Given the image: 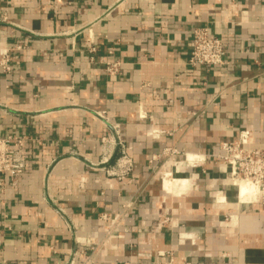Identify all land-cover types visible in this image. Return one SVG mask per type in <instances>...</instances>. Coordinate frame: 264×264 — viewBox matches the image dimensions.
<instances>
[{
    "label": "crops",
    "instance_id": "crops-1",
    "mask_svg": "<svg viewBox=\"0 0 264 264\" xmlns=\"http://www.w3.org/2000/svg\"><path fill=\"white\" fill-rule=\"evenodd\" d=\"M195 27L223 40L225 66L188 63ZM18 46L0 137L27 138V166L0 190V264L74 249L99 250L92 264H264V203L240 204L209 156L241 131L264 144V0H0V49ZM188 154L201 160L175 165ZM105 214L116 238L101 246Z\"/></svg>",
    "mask_w": 264,
    "mask_h": 264
},
{
    "label": "built area",
    "instance_id": "built-area-1",
    "mask_svg": "<svg viewBox=\"0 0 264 264\" xmlns=\"http://www.w3.org/2000/svg\"><path fill=\"white\" fill-rule=\"evenodd\" d=\"M16 49H0V71L6 75L12 72L13 51ZM95 48H93V51ZM188 63L192 67H223L226 65V50L223 40L213 34L207 27H195L192 31L191 49ZM106 71L110 76L122 73V63L119 61L108 63ZM116 134L119 135V131ZM250 131H241L234 141H223L217 150L209 153L210 157L218 158L222 167L230 172L231 184L237 189L238 202L241 201V185L246 184L258 190L257 194L249 197L245 203H264V144L253 146L250 139ZM103 141L106 137H103ZM118 146L121 155L117 159V166L121 170V177L127 176L133 169L129 148L118 138ZM27 138L18 135H8L0 137V190L4 192L7 186L17 187L23 178L27 166ZM198 160L194 164H197ZM176 170L180 168L175 166ZM181 167V166H180ZM179 168V169H178ZM130 207V204H127ZM61 213L63 209L59 208ZM103 219L108 222V235L101 246L109 240H114L116 234L113 231L117 225L118 217L108 214L103 215ZM159 223L161 229L164 222ZM115 247V246H114ZM114 247H111L112 249ZM99 250L88 253L83 249L71 250L67 258V264H92L97 257ZM161 258L156 264H175L172 254L160 253Z\"/></svg>",
    "mask_w": 264,
    "mask_h": 264
},
{
    "label": "bare ground",
    "instance_id": "bare-ground-1",
    "mask_svg": "<svg viewBox=\"0 0 264 264\" xmlns=\"http://www.w3.org/2000/svg\"><path fill=\"white\" fill-rule=\"evenodd\" d=\"M196 160L198 161L201 160V157L197 155L188 154L185 161L175 162V165H183L185 162H187V164L193 165ZM164 188L168 193H176L177 191L176 189L178 188V180L175 178L166 179L164 182ZM257 192L258 190L255 189L254 187L247 186L246 184H242L241 185V201H239V203L240 204L245 203L247 199H249V197L254 196L255 194H257Z\"/></svg>",
    "mask_w": 264,
    "mask_h": 264
},
{
    "label": "rangeland",
    "instance_id": "rangeland-1",
    "mask_svg": "<svg viewBox=\"0 0 264 264\" xmlns=\"http://www.w3.org/2000/svg\"><path fill=\"white\" fill-rule=\"evenodd\" d=\"M178 169H179V168H178ZM180 169H181V168H180ZM172 172H173V171H172ZM173 176L177 177V176H176V173L173 172Z\"/></svg>",
    "mask_w": 264,
    "mask_h": 264
}]
</instances>
